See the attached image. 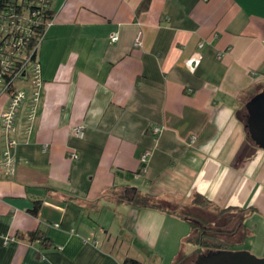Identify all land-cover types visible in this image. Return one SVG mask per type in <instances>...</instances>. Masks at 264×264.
Returning <instances> with one entry per match:
<instances>
[{
	"label": "crops",
	"instance_id": "crops-1",
	"mask_svg": "<svg viewBox=\"0 0 264 264\" xmlns=\"http://www.w3.org/2000/svg\"><path fill=\"white\" fill-rule=\"evenodd\" d=\"M143 3L52 0L35 115L0 178V264H174L194 231L175 209L198 194L264 212L244 107L264 90V0ZM128 188L168 205L118 201Z\"/></svg>",
	"mask_w": 264,
	"mask_h": 264
},
{
	"label": "built area",
	"instance_id": "built-area-1",
	"mask_svg": "<svg viewBox=\"0 0 264 264\" xmlns=\"http://www.w3.org/2000/svg\"><path fill=\"white\" fill-rule=\"evenodd\" d=\"M52 20L48 22L46 28ZM43 36L28 53H24L21 49L20 52L11 51L16 53V59L20 61V65L16 70L12 69L14 73L11 78L3 77V73L0 75V178L10 176L14 172L15 156L13 147L16 145L17 140L13 134L18 123L24 121V124H26L25 130H27L35 115L36 100L42 85L38 52ZM118 38L117 32H114L111 36L112 41H116ZM21 41L22 39L18 43ZM140 43L141 33L136 38V44ZM35 54L36 56H34ZM2 62H5L8 67L13 65L11 60H2ZM159 131L158 126L153 128L155 134H158ZM73 132L77 136L83 137L85 133L84 126H75ZM149 155L150 151H145L142 155V162L146 163ZM70 156L73 159L78 158L76 152H71ZM55 225L58 226L59 224L56 223Z\"/></svg>",
	"mask_w": 264,
	"mask_h": 264
},
{
	"label": "trees",
	"instance_id": "trees-1",
	"mask_svg": "<svg viewBox=\"0 0 264 264\" xmlns=\"http://www.w3.org/2000/svg\"><path fill=\"white\" fill-rule=\"evenodd\" d=\"M148 1L144 0L143 5L140 7L141 10L147 8ZM54 14L55 10L52 7V0H0V75L3 73V77L7 79L12 77L14 73L12 69L16 70L20 65V61L16 59V53L11 51L20 52L21 49L24 53H28L33 49L37 41L45 33L46 26L53 19ZM20 39L22 41L18 43ZM2 60H11L14 66L8 67ZM247 132L250 142L255 144L248 128ZM116 195L118 201H128L133 205L159 208H163L164 205L165 207L167 206L166 204H161L152 195L141 193L135 188H128L125 191L116 193ZM194 203L208 204V201L198 194L194 199ZM175 211L177 212V209ZM242 219L244 220V218ZM194 227H196L195 223H193ZM37 235L36 232L30 233L31 238H36ZM190 237L187 240L189 242H191ZM197 241L199 243L202 240L199 238ZM122 264L145 263L134 257L126 256ZM174 264H180V259L178 258Z\"/></svg>",
	"mask_w": 264,
	"mask_h": 264
},
{
	"label": "rangeland",
	"instance_id": "rangeland-1",
	"mask_svg": "<svg viewBox=\"0 0 264 264\" xmlns=\"http://www.w3.org/2000/svg\"><path fill=\"white\" fill-rule=\"evenodd\" d=\"M253 93H250L244 101L250 100ZM245 107V104H244ZM168 205V204H166ZM202 207H191L190 205H182L181 207L176 208L178 212L183 215H194L192 217H199L202 215L204 218L203 231L198 230L194 227V231L190 237L191 242L187 241L183 248V252L180 255V264H194V261L198 254L207 250V247H226L229 250H248L255 254L258 257H264V212L256 211L253 212L246 217L244 221V225L237 232L232 234L235 218H239L240 216H244L248 212L245 210H236L235 214H232L231 210H223L218 209L209 204H199ZM261 211V210H260ZM199 214V215H198ZM232 214V222L227 223V225H222V227L215 224L219 218H222L224 215L226 218L227 215ZM197 216V217H196ZM243 217V218H244ZM227 220V219H226ZM210 223H212L210 225ZM220 227L219 232H223L226 234H215L217 232L216 228ZM205 232V233H204ZM201 238L202 243H198L197 240Z\"/></svg>",
	"mask_w": 264,
	"mask_h": 264
},
{
	"label": "water",
	"instance_id": "water-1",
	"mask_svg": "<svg viewBox=\"0 0 264 264\" xmlns=\"http://www.w3.org/2000/svg\"><path fill=\"white\" fill-rule=\"evenodd\" d=\"M246 127L256 146L264 149V90L256 93L245 104ZM195 223V220H192ZM194 264H264V257H258L248 250L217 249L199 254Z\"/></svg>",
	"mask_w": 264,
	"mask_h": 264
},
{
	"label": "flooded vegetation",
	"instance_id": "flooded-vegetation-1",
	"mask_svg": "<svg viewBox=\"0 0 264 264\" xmlns=\"http://www.w3.org/2000/svg\"><path fill=\"white\" fill-rule=\"evenodd\" d=\"M230 213H232V214H235L236 212H230ZM232 214H229V215H227L228 217L226 218L224 215L222 216V218H219L218 219V221L215 223V224H217L218 226H220V227H222V225H227V223L229 224V223H231L232 222V218H233V215ZM199 215V214H198ZM197 217V216H196ZM244 217V216H243ZM242 216H240L239 218H235V223L233 224L234 225V227H233V232H232V234H234L235 232H237L239 229H241L242 228V226H243V224H242V221H243V218ZM194 219L193 220H195V224H196V229H198V230H201V231H203L204 229H202V228H204L205 226H204V224H203V220H202V218H204L202 215H199V217H197V218H195V217H193ZM227 219V220H226ZM212 223H210V225H211ZM220 227H217L216 228V230H217V232H215V234H226V233H223V232H219V230L218 229H220ZM235 231V232H234ZM205 233V232H204ZM200 243H202V241L200 242ZM203 244V243H202ZM217 249H227L226 247H223V248H219V247H216V248H213V247H207V250L206 251H204V252H202V253H205V252H207V251H209V250H217ZM201 254V253H200ZM199 255V254H198Z\"/></svg>",
	"mask_w": 264,
	"mask_h": 264
}]
</instances>
